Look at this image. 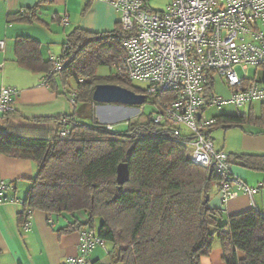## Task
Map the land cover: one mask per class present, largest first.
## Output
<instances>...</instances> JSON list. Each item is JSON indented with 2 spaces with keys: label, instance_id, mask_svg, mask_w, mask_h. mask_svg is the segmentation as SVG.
Wrapping results in <instances>:
<instances>
[{
  "label": "trees",
  "instance_id": "obj_1",
  "mask_svg": "<svg viewBox=\"0 0 264 264\" xmlns=\"http://www.w3.org/2000/svg\"><path fill=\"white\" fill-rule=\"evenodd\" d=\"M37 8L10 16L9 22H42ZM127 37L121 22L110 32L75 29L67 36L60 56L67 60L60 72L54 71L51 59L43 60L37 41L19 37L17 62L44 73L46 84L58 95H68L74 106L92 104L94 108L93 93L99 84L144 92L121 74L97 75L101 66L120 68ZM71 79L76 88L68 92ZM159 100L155 96L151 103ZM86 112L55 118L22 116L27 124L15 123L21 117L16 110L0 115L4 123L0 125V154L32 161L38 170L18 216L21 225L28 221L30 211L66 220V215L75 218L78 211H84L88 221L76 217L58 232L95 229L99 220L98 234L105 244L111 243L108 253L113 264H201L212 253L216 238L224 264H264V214L252 209L225 216L220 208H213L212 191L223 177L213 168L191 162L188 148L182 137L174 135L172 124L155 123L152 111L146 120L131 122L126 131L116 133L97 119L93 125L78 121L76 116ZM213 120L205 131L209 139L220 128H264V104L260 117L250 112ZM51 123L55 130L49 127ZM62 132H66L65 138ZM233 163L264 173V155L235 156ZM120 164L130 171L124 185L117 181ZM227 178H233L230 171ZM239 253L245 257L239 258Z\"/></svg>",
  "mask_w": 264,
  "mask_h": 264
},
{
  "label": "built area",
  "instance_id": "obj_2",
  "mask_svg": "<svg viewBox=\"0 0 264 264\" xmlns=\"http://www.w3.org/2000/svg\"><path fill=\"white\" fill-rule=\"evenodd\" d=\"M113 5L121 12L120 22L128 32L120 74L145 85V101L160 97L159 102H152L154 122L172 124L174 135L183 138L191 162L213 168L223 177L216 187L225 201L238 195L232 190L233 183L252 196L259 189L227 178L229 156L216 150L206 137L214 120H206L202 113L214 104L245 107L264 101V85L247 74L250 67H264V0H172L162 12L148 8L145 0H118ZM3 46L0 41V50ZM51 60L55 72L67 62L61 57ZM238 67L246 72L244 76L238 74ZM216 75L229 88V100L216 96ZM16 94L14 88L0 89V115L15 110ZM7 188L8 184L1 183L0 204L9 201L1 196ZM29 214L24 231L31 226L32 211ZM98 246L105 248V242L95 229L81 231L80 254L64 264H94L89 256Z\"/></svg>",
  "mask_w": 264,
  "mask_h": 264
},
{
  "label": "crops",
  "instance_id": "obj_3",
  "mask_svg": "<svg viewBox=\"0 0 264 264\" xmlns=\"http://www.w3.org/2000/svg\"><path fill=\"white\" fill-rule=\"evenodd\" d=\"M117 1L0 0V41L4 42L0 50V89L17 90L14 109L21 117H18L16 124L29 123L22 116L55 118L68 115L69 105H73L68 95H58L46 84L44 73L19 65L16 57L17 39L30 37L37 41L45 61L58 58L63 53L67 36L77 28L95 33L113 31L121 20V12L113 5ZM36 6L42 22H9L10 16ZM255 69L257 72L254 79L264 85V67ZM59 92H62L61 87ZM263 104L264 101H256L246 105L249 106L247 114L253 112L256 117H260ZM257 105L259 108H256ZM1 124H4L2 120ZM48 125L51 129H56L54 123ZM231 129L237 130L230 132L231 134L228 132L226 145L221 148L222 151L226 148L224 152L228 154L232 164L231 175L245 185L259 190L249 196L233 183L232 190L238 193L236 197L225 201L216 189L210 204L213 208H220L225 216L252 209L264 214V173L247 170L233 163L235 156L264 155V128L246 125ZM35 169L32 161L0 154V185L3 182L8 184L1 196L9 199L0 204V264H64L80 254V233H59L61 228L68 225V220L59 216L35 211L29 230H23L24 224L21 225L18 219L26 198L23 189L28 190V194L31 179L36 176ZM108 252L103 247H97L90 253L89 259L95 264H113ZM238 255L241 259L245 257L243 253ZM201 264H224L220 243L208 257L202 258Z\"/></svg>",
  "mask_w": 264,
  "mask_h": 264
},
{
  "label": "rangeland",
  "instance_id": "obj_4",
  "mask_svg": "<svg viewBox=\"0 0 264 264\" xmlns=\"http://www.w3.org/2000/svg\"><path fill=\"white\" fill-rule=\"evenodd\" d=\"M172 0H147V7L153 11L162 12L167 9ZM237 72L240 76L245 75V71L241 68H237ZM257 70L254 67H250L247 74L250 79H254ZM120 74L119 69L116 65L111 66H101L97 70L98 76H118ZM132 85L137 89H145V85L139 82H132ZM76 88V82L71 79L69 86L67 88L68 92H72ZM130 90V89H129ZM132 91V90H131ZM134 92V91H133ZM214 92L217 97L223 98L225 100H229L232 96L229 88L227 87L225 81L218 75L215 77L214 83ZM136 93V92H135ZM140 94V93H136ZM92 104H81L78 105H69L70 111L68 115L75 114L77 112H82L85 109L86 113L79 114L77 117L78 121L83 123L93 125L95 124V120L101 124L106 125L111 131L116 133H122L128 129L129 124L132 122H136L138 120H146V118L154 111V105L149 101V98L146 99L143 105H122L121 103H105V102H94V108H91ZM89 106V107H88ZM258 105L256 106V108ZM259 108V107H258ZM249 106L245 107H237L234 103H229L227 105L218 106L216 104L206 107L204 111V117L206 120H211L214 117L221 116L223 114H244L249 110ZM237 129L225 130L217 129L211 133V140L214 143L216 150H221L226 145V135L231 134L230 132H234ZM224 151L226 150L223 149ZM35 170L37 174V166L34 163ZM24 190V198L26 197L27 191ZM216 190V189H215ZM215 190L212 191V196L215 194ZM23 193V192H22ZM69 221H73L76 217L81 221H88V215L84 211H78L76 213V217H71L66 215ZM56 217V216H55ZM58 217H56L57 219ZM61 219H64L61 217ZM68 221V222H69ZM100 229V221L96 220L95 230L98 233ZM219 244L218 239H215L214 247ZM105 252L111 250V243H106ZM103 247V246H98Z\"/></svg>",
  "mask_w": 264,
  "mask_h": 264
},
{
  "label": "water",
  "instance_id": "obj_5",
  "mask_svg": "<svg viewBox=\"0 0 264 264\" xmlns=\"http://www.w3.org/2000/svg\"><path fill=\"white\" fill-rule=\"evenodd\" d=\"M94 102L121 103L122 105H143L145 96L115 84H99L93 93ZM130 171L126 164H120L117 168V181L124 185L129 181ZM206 201H209L207 196ZM104 221L101 220V226Z\"/></svg>",
  "mask_w": 264,
  "mask_h": 264
},
{
  "label": "bare ground",
  "instance_id": "obj_6",
  "mask_svg": "<svg viewBox=\"0 0 264 264\" xmlns=\"http://www.w3.org/2000/svg\"><path fill=\"white\" fill-rule=\"evenodd\" d=\"M202 117H204L203 113H202Z\"/></svg>",
  "mask_w": 264,
  "mask_h": 264
}]
</instances>
